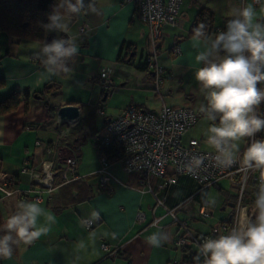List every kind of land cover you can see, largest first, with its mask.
<instances>
[{
    "label": "crops",
    "instance_id": "obj_1",
    "mask_svg": "<svg viewBox=\"0 0 264 264\" xmlns=\"http://www.w3.org/2000/svg\"><path fill=\"white\" fill-rule=\"evenodd\" d=\"M248 2L250 0L241 3L183 0L177 25L164 26L153 49L147 26L131 19V4L95 0L96 12L81 13L71 21L69 34L78 37L79 54L70 64L72 71L60 76L42 75L43 68L36 54L43 43L19 42L0 33V80L3 82L0 101L12 93H18L21 99L13 112L0 115V226L16 211L18 201H33L35 196L56 218L46 235L31 244L14 246L12 257L0 259V264H194V259L190 258L197 255L194 251L183 253L175 248L178 231L166 209L174 210L197 233L207 234L233 218L238 187L224 178L219 180L218 189L207 188L197 193L199 186L186 176L177 177L173 184L150 177L149 187H141L139 175L125 174L115 162H110L107 169L111 176L109 186L102 187L97 182L99 163L95 144L103 135L109 118L119 115L127 106L149 110L145 102L148 94L153 93V76L146 69V58L153 54L156 64L164 70L162 100L157 110L163 103L173 108L189 107L200 115L197 99L202 93L194 73L203 65L195 62L197 49L190 35L191 26L200 9L210 11L214 25L219 27L231 18L232 7H242ZM79 28H84L82 33ZM61 34L63 37L64 33ZM176 44L180 53L173 56L171 50ZM101 68L109 71L111 88L108 92H102L98 86ZM45 87H53L54 96L35 100L33 96ZM172 89L183 96L178 104L171 98ZM65 105L79 109L77 122L69 123L71 129L79 126L70 138L59 136V129L46 108L56 113ZM100 109L104 117L97 116ZM196 124L197 121L185 140L193 138ZM197 140L206 150L202 139ZM246 147L245 139L240 141L241 156ZM47 148L55 154L51 192L30 185V172L39 173L48 159ZM207 151L213 149L207 148ZM69 156L74 157L75 164L67 174L70 182L63 184L62 158ZM24 168L26 171L22 172ZM170 175L168 168L167 176ZM238 179L234 177L235 182ZM159 185L164 188L158 190ZM149 189L163 206H157ZM210 191L221 194L217 212L208 201ZM255 193L253 183L248 181L241 207L251 214L249 221L255 218ZM202 201L210 204V217L205 221L196 218ZM93 211L100 213V219L87 231L81 220L89 219ZM139 215L141 222L137 221ZM40 223H44L43 219ZM158 231L167 233L169 240L154 247L147 243V238ZM101 244L108 247L107 252L101 249Z\"/></svg>",
    "mask_w": 264,
    "mask_h": 264
},
{
    "label": "clouds",
    "instance_id": "obj_2",
    "mask_svg": "<svg viewBox=\"0 0 264 264\" xmlns=\"http://www.w3.org/2000/svg\"><path fill=\"white\" fill-rule=\"evenodd\" d=\"M258 6V7H257ZM96 12L95 0H55L41 22L47 33H64L61 38L44 41L37 58L42 75L60 76L72 71L71 62L79 54L78 37L70 35L71 17L82 12ZM225 30L210 34L203 23L193 29L197 49L195 62L202 64L194 78L206 103L199 112L211 122L205 133L206 143L215 152L219 168L239 162L246 171L260 173L255 193V218L234 226L227 234L209 237L199 245L194 264H264V0H250L242 7H232ZM248 143L242 156L240 141ZM210 203H215L210 200ZM42 201H18L16 211L0 226V259L11 258L14 246L31 244L46 235L56 223L54 214L41 206ZM43 219L44 223H40ZM100 219L93 211L87 224ZM169 240L163 231L153 233L147 243L160 247Z\"/></svg>",
    "mask_w": 264,
    "mask_h": 264
},
{
    "label": "built area",
    "instance_id": "obj_3",
    "mask_svg": "<svg viewBox=\"0 0 264 264\" xmlns=\"http://www.w3.org/2000/svg\"><path fill=\"white\" fill-rule=\"evenodd\" d=\"M120 5L131 4L133 6L132 20L144 23L148 28V38L150 45L154 49L156 41L160 38L161 29L164 26L175 27L179 10L183 0H117ZM241 3L243 0H233ZM84 28H79L82 33ZM219 28H217V31ZM173 56L180 53V47L174 46L171 50ZM147 70L153 76V94L162 100L161 89L164 81V70L156 64V56L153 54L146 58ZM98 86L102 92H108L111 88L109 71L101 68L98 72ZM264 87V84L258 85ZM258 111L264 113V104H261ZM98 117H104V112L97 110ZM199 115L192 108H173L162 103L157 111L140 109L134 106H127L117 116L109 118L104 125V133L98 140L100 147H111L113 161L107 157L98 156V185L102 187L109 186L111 176L107 169L110 162L119 164L123 172L127 175L137 174L140 176L139 186L149 187V178L157 177L164 179L165 184H173L177 177L186 176L194 181L199 189L197 193L207 188L218 189V182L221 179L228 178L232 184L238 187V194L234 205V215L232 218V228L245 220L251 218V214L241 207V201L245 186L251 181L256 191H258V182L260 173L258 171H246L239 162L228 168H219L216 166L214 156L215 152L203 150L197 139L185 140V135L195 125ZM77 122V121H76ZM75 122V123H76ZM54 123L59 129L61 125H67V130H58L62 137L69 133V123L63 124L55 115ZM55 132V131H52ZM257 139H264V131L256 136ZM245 141H250L245 138ZM47 160L42 164L39 173L30 172V185L38 186L51 192L53 189V178L51 167L55 154L51 149L45 150ZM64 169L60 174L61 182L67 184L70 180L67 177L68 172L73 168L75 159L73 156L62 158ZM168 168L171 169V175L167 176ZM24 168L22 172H25ZM239 179L235 182L234 177ZM164 185H159L158 190H162ZM149 191L152 193L151 189ZM157 206H163L162 201L153 194ZM34 200L41 199L38 196ZM167 215L171 219L172 225L177 228L178 234L174 241L177 249L187 248L198 253V247L203 240L212 237L215 238L219 233L224 234L227 231L226 223H221L213 228L207 234H199L194 231L189 223L179 218L174 210L166 209ZM210 217V206L208 203H201L197 208L196 218L199 221H205ZM88 219H82L81 223L85 230H91L95 224H87ZM137 221L141 222V216H137ZM156 222H154L155 224ZM105 252L108 247L105 244L100 245Z\"/></svg>",
    "mask_w": 264,
    "mask_h": 264
},
{
    "label": "trees",
    "instance_id": "obj_4",
    "mask_svg": "<svg viewBox=\"0 0 264 264\" xmlns=\"http://www.w3.org/2000/svg\"><path fill=\"white\" fill-rule=\"evenodd\" d=\"M89 0H85L87 4ZM55 3V0H0V33L11 37L19 42H36L43 43L53 37L45 32L41 26V22L47 23V13L50 11V6ZM83 13V12H82ZM78 16L71 17L74 22ZM228 20H224L219 27H216L213 22V14L207 9H200L190 29V35L193 34V29L203 23L207 26V31L210 34H216L219 31L225 30ZM217 28L219 30L217 31ZM178 45V44H176ZM175 45V46H176ZM147 67V64H146ZM147 69V68H146ZM0 80V87L3 85ZM53 87H45L40 93L34 96L39 97L43 101L49 95L54 94ZM21 99L18 93H12L6 99L0 101V115H6L13 112L19 105ZM47 112L51 119L55 118V110L47 107ZM95 150L98 156L107 157L109 161H113L111 147H100L95 144ZM202 192H205L204 190ZM201 203H204L202 201ZM227 234L232 229V218L226 221ZM189 249L183 248V253ZM195 255L190 256L194 258ZM177 262L175 264H182Z\"/></svg>",
    "mask_w": 264,
    "mask_h": 264
},
{
    "label": "rangeland",
    "instance_id": "obj_5",
    "mask_svg": "<svg viewBox=\"0 0 264 264\" xmlns=\"http://www.w3.org/2000/svg\"><path fill=\"white\" fill-rule=\"evenodd\" d=\"M49 35H51L52 37L55 36L56 38H61L62 37V34L61 33H58V32H51V33H48ZM55 38V39H56ZM165 42H164V46H165ZM192 94H194L192 92ZM150 95L149 97H147V100L145 102V107L146 109H149V110H157V108L159 107L158 103L160 102V99L158 97H155L153 95V93H150L148 94ZM52 96H54V94H52ZM195 97H197L196 94H194ZM172 100H175V104H178L179 100L183 98L182 94L179 93V92H176V90H173L172 89ZM202 103H206V101L204 100V97H203V94H200L199 98L197 99V105L200 106ZM197 106V107H198ZM194 107H196L194 105ZM199 111V108L198 110ZM211 122L206 120L203 116L202 113H200L199 117H198V120H197V124L195 126V130L193 132V138L195 139H202V144L204 145V147L209 149L210 147L208 146V144L206 143V136H205V133L207 132V129L208 127L210 126ZM79 126H77L76 128H72V129H69V133L67 134L68 137H72L74 136V134H76L77 132V129H78ZM68 129V126L67 125H61L59 127V131L60 130H67ZM70 143V142H69ZM221 198V194L217 191H210L209 192V196H208V201L210 200H214L215 203H210L212 205V209L213 211L217 212L219 211V206H217L218 204V201L220 200ZM209 204V205H210ZM215 205V208H213V206Z\"/></svg>",
    "mask_w": 264,
    "mask_h": 264
},
{
    "label": "water",
    "instance_id": "obj_6",
    "mask_svg": "<svg viewBox=\"0 0 264 264\" xmlns=\"http://www.w3.org/2000/svg\"><path fill=\"white\" fill-rule=\"evenodd\" d=\"M47 42L50 43L51 40L48 39ZM105 97L106 93L104 95L103 100L105 99ZM33 98L35 100H39V97L37 96H33ZM56 116L58 117L59 121L63 124L75 123L79 118V109L73 105H65L57 110Z\"/></svg>",
    "mask_w": 264,
    "mask_h": 264
}]
</instances>
